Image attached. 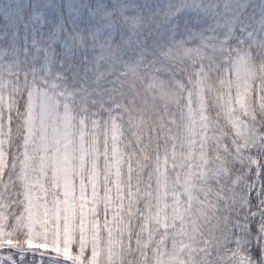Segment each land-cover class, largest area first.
<instances>
[{
    "label": "snow or ice",
    "instance_id": "1",
    "mask_svg": "<svg viewBox=\"0 0 264 264\" xmlns=\"http://www.w3.org/2000/svg\"><path fill=\"white\" fill-rule=\"evenodd\" d=\"M0 264H264V0H0Z\"/></svg>",
    "mask_w": 264,
    "mask_h": 264
}]
</instances>
